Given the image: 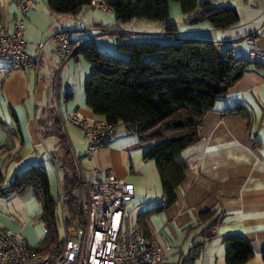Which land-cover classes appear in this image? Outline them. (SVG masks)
<instances>
[{
  "label": "crops",
  "instance_id": "crops-1",
  "mask_svg": "<svg viewBox=\"0 0 264 264\" xmlns=\"http://www.w3.org/2000/svg\"><path fill=\"white\" fill-rule=\"evenodd\" d=\"M212 1L217 6H233L238 21L224 28H217L207 20L189 22L181 5L171 1V21L177 24V30L174 36H167L156 20L138 18L118 23L110 8L99 6L105 4L104 0H93L76 16L55 13L49 8L48 0H36L23 15L24 38L29 43L28 51L34 53L38 43L47 41L63 26L71 32L76 46L82 39H92L100 50L110 49L122 57L129 54L119 50L120 41L207 39L215 42L219 53L232 46L239 58L250 60L240 79L205 112L199 139L181 152L187 169L176 190L175 202L165 205L154 160L145 157L146 147L137 136L124 129L120 136L115 130L95 150L88 172L82 171L88 176L95 166L134 184L131 201L137 208L130 222L131 215L124 207V225L126 228L138 226L143 235L155 240L162 247L163 264H227L225 239L230 235H242L254 251L253 257L244 264H264V61L251 56L254 49H264V0ZM15 11L12 0H0V22L12 28ZM44 49L46 54L38 72L33 66L15 70L0 64V120L14 125V113L23 135V141L16 138L13 150L0 149V188L8 187L35 164L44 165L47 172L48 167L54 168L59 180L63 176L64 151L59 137L44 133L41 125L50 106L56 107L73 154L80 158L84 153L81 138L84 133L66 120L67 115L77 111L87 119L101 118L86 105L85 84L92 70L90 63L82 55L74 56L57 73L53 46L46 42ZM238 108L247 115L236 112ZM83 138L87 141V152L88 139L85 135ZM7 139L0 123V147ZM135 173L142 176L141 181ZM26 192L9 198L0 195V228L19 233L30 245L36 246L41 239L32 223L33 216L23 218L14 202L16 198L32 201V195ZM39 206L38 212L40 202ZM210 210L213 214L208 216ZM145 211L149 214L143 218L142 226L138 216ZM218 221L217 231L212 232ZM197 244L201 245L200 254L190 261L191 249Z\"/></svg>",
  "mask_w": 264,
  "mask_h": 264
},
{
  "label": "trees",
  "instance_id": "trees-1",
  "mask_svg": "<svg viewBox=\"0 0 264 264\" xmlns=\"http://www.w3.org/2000/svg\"><path fill=\"white\" fill-rule=\"evenodd\" d=\"M92 1L48 0V6L55 13L76 16ZM171 1L180 3L189 22L207 20L217 28H224L239 18L233 6H217L212 0H104L118 23L138 18L152 19L160 23L165 35L174 36L177 24L171 21ZM77 44L72 40L74 51L70 59L82 55L92 67L85 84L86 105L94 114L106 119L114 130L118 124H123L127 133L137 136L146 147L145 157L155 162L165 205L175 202L176 190L187 169L181 152L199 139L198 131L205 112L219 95L240 79L251 61L239 58L232 46L219 53L215 42L207 39L120 41L117 46L130 55L129 59L100 50L92 39H82ZM235 111L247 115L242 108ZM12 115L14 125L9 126L0 120L8 136L7 142L0 147L2 150H13L16 138L23 141L18 119L14 113ZM44 117L41 120L43 132L58 136L64 151L60 190L66 194L62 206L60 194L57 199L51 193L48 173L42 164L29 166L8 187L0 188V195L6 198L33 189L41 205L35 218L46 225L45 237L32 246L39 252L61 238L59 226L64 230L65 226L79 227L85 223L81 197L70 192L78 188L85 177L83 168L79 169L81 158L73 154L64 121L56 107L50 106ZM148 214L149 211L139 214L138 222L142 226L143 218ZM212 214L211 210L207 212L208 216ZM225 242L227 264H244L254 255L242 235H230ZM200 249L201 245H195L188 260L194 261Z\"/></svg>",
  "mask_w": 264,
  "mask_h": 264
},
{
  "label": "built area",
  "instance_id": "built-area-1",
  "mask_svg": "<svg viewBox=\"0 0 264 264\" xmlns=\"http://www.w3.org/2000/svg\"><path fill=\"white\" fill-rule=\"evenodd\" d=\"M16 11L13 14V26L0 22V62L11 69L23 70L27 66L40 68L46 54L45 43L49 42L57 56V70L67 67L73 54L70 33L60 26L45 42L38 43L34 53L28 51L25 41L23 15L36 0H12ZM104 9L109 7L102 3ZM264 35V31H263ZM254 59L264 61V49L251 51ZM66 120L81 128L88 139V156L94 158V152L103 141L114 134L113 126L104 118L91 120L70 113ZM60 168L59 163L57 164ZM84 190L81 198L85 216L82 226H65L63 236L44 251L33 250L19 233L0 228V264H163L165 257L162 247L153 239L143 235L138 226L125 227L124 207L135 194L134 184L120 179L113 172L102 171L93 166L88 176L80 184ZM78 188L70 192H77ZM65 191H60L62 206ZM62 218L64 210L62 207ZM220 221L214 225L217 231ZM43 227L46 230L44 223Z\"/></svg>",
  "mask_w": 264,
  "mask_h": 264
},
{
  "label": "rangeland",
  "instance_id": "rangeland-1",
  "mask_svg": "<svg viewBox=\"0 0 264 264\" xmlns=\"http://www.w3.org/2000/svg\"><path fill=\"white\" fill-rule=\"evenodd\" d=\"M179 3V2H178ZM180 4V3H179ZM157 23V22H156ZM158 28H160V27H158ZM70 30V29H69ZM71 34V33H70ZM102 50V49H101ZM108 51H106L107 53H109V54H113V55H117V56H120V57H122L121 55H119L118 53H115V51H111L110 49H107ZM104 51V50H103ZM122 58H124V59H129L130 58V55L127 57H122ZM2 62H0V64H1ZM74 112H77V111H74ZM69 115V114H68ZM67 115V116H68ZM92 120V119H91ZM123 124H118L117 126H116V135H122V133H123V126H122ZM80 131H82V130H80ZM83 133V132H82ZM84 135V134H83ZM83 135H81V138L83 139V141H84V148L82 149V151L84 152V153H82L81 155H82V157H81V159H82V167H83V169L85 170V173H87L88 172V170L90 169V167H91V162H90V158H88V156L86 155L87 154V152H86V150H87V141L85 140V138H83ZM81 152V151H80ZM49 164H51V162L49 161L48 162ZM79 168V167H78ZM79 169H82L81 168V166H80V168ZM82 169V170H83ZM48 177H49V180H50V186H51V193H52V195L54 196V198H59V194H60V180H59V177H58V174L56 173V171H55V169L53 168H49L48 167ZM135 176H136V178H138V179H140V181L142 180V176L141 175H138V174H136L135 173ZM148 176H150V174H148ZM151 177V176H150ZM144 179V178H143ZM150 184L153 186V184H154V182L153 181H151L150 182ZM151 186V187H152ZM152 189V191H151V193L150 194H154V190H153V187L151 188ZM76 193H78L79 195H80V197L82 198L83 197V193H84V190H83V188H81V187H78V190H77V192ZM26 194H28V195H32V201H23V200H18L17 198L14 200V202H15V205H16V207L23 213L22 214V217L23 218H27V216L29 215V214H31L32 216H33V221H32V223L34 224V226H35V229L38 231V233H39V238L40 239H42V238H44L45 237V235H46V230L44 229V227H43V225H42V223L39 221V220H37V218H35V215L37 214V212H38V209H39V202H38V200L36 199V197L34 196V194H33V190H32V188H30L27 192H26ZM125 206H126V208H127V211L129 212V214L131 215V217H130V222H132V220H133V215L135 214V209L137 208V205H135L134 204V202L133 201H129V202H127L126 204H125ZM32 212V213H31ZM59 229H60V233H61V236L60 237H62L63 236V228H62V226H59Z\"/></svg>",
  "mask_w": 264,
  "mask_h": 264
}]
</instances>
